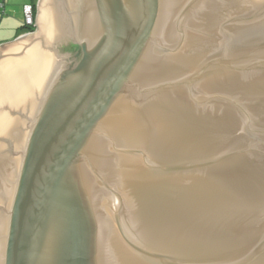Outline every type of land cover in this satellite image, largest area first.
<instances>
[{
	"label": "water",
	"instance_id": "95a60500",
	"mask_svg": "<svg viewBox=\"0 0 264 264\" xmlns=\"http://www.w3.org/2000/svg\"><path fill=\"white\" fill-rule=\"evenodd\" d=\"M0 45V264H264V0H38Z\"/></svg>",
	"mask_w": 264,
	"mask_h": 264
},
{
	"label": "crops",
	"instance_id": "0c3cea01",
	"mask_svg": "<svg viewBox=\"0 0 264 264\" xmlns=\"http://www.w3.org/2000/svg\"><path fill=\"white\" fill-rule=\"evenodd\" d=\"M38 0H0V45L13 42L23 35L24 7Z\"/></svg>",
	"mask_w": 264,
	"mask_h": 264
},
{
	"label": "built area",
	"instance_id": "2783aa9c",
	"mask_svg": "<svg viewBox=\"0 0 264 264\" xmlns=\"http://www.w3.org/2000/svg\"><path fill=\"white\" fill-rule=\"evenodd\" d=\"M24 25L23 35L31 34L35 30V12L32 5H25L24 7ZM29 28L34 30L31 31Z\"/></svg>",
	"mask_w": 264,
	"mask_h": 264
},
{
	"label": "trees",
	"instance_id": "16d2710c",
	"mask_svg": "<svg viewBox=\"0 0 264 264\" xmlns=\"http://www.w3.org/2000/svg\"><path fill=\"white\" fill-rule=\"evenodd\" d=\"M32 7H33V9H34V12H36L35 4H33ZM24 29H25V27H24ZM29 30L33 31L34 29L29 28Z\"/></svg>",
	"mask_w": 264,
	"mask_h": 264
},
{
	"label": "rangeland",
	"instance_id": "374dc122",
	"mask_svg": "<svg viewBox=\"0 0 264 264\" xmlns=\"http://www.w3.org/2000/svg\"><path fill=\"white\" fill-rule=\"evenodd\" d=\"M36 27H37V25L35 24V27H34V29H35V32L37 31V28H36Z\"/></svg>",
	"mask_w": 264,
	"mask_h": 264
},
{
	"label": "flooded vegetation",
	"instance_id": "af4514ba",
	"mask_svg": "<svg viewBox=\"0 0 264 264\" xmlns=\"http://www.w3.org/2000/svg\"><path fill=\"white\" fill-rule=\"evenodd\" d=\"M36 8V7H35Z\"/></svg>",
	"mask_w": 264,
	"mask_h": 264
}]
</instances>
